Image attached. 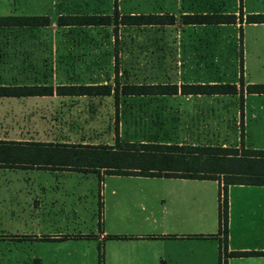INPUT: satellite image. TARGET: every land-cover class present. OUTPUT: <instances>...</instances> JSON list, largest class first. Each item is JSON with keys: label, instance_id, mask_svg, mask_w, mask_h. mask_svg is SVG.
<instances>
[{"label": "crops", "instance_id": "crops-1", "mask_svg": "<svg viewBox=\"0 0 264 264\" xmlns=\"http://www.w3.org/2000/svg\"><path fill=\"white\" fill-rule=\"evenodd\" d=\"M114 1V0H113ZM112 1V8H113ZM179 2V13L175 14L171 10L165 14H171L174 18L173 24L163 25L168 27L166 32L172 33L187 27L201 32L205 37L214 34L216 29L222 26H234L241 29L242 24L246 23L244 18L248 14H261L264 11H249L240 6L241 18L235 9H215L220 6V0H175ZM199 4L194 5V3ZM55 7V18L48 17L49 24L36 28H22L25 31H39L42 28L56 27L63 30L82 29V31L97 32L108 26H56L55 21L59 15L92 14L77 13L76 10H69L70 13L61 9V6L69 7L76 5V0H52ZM117 8V0H116ZM67 10V9H66ZM118 14H136L132 12L123 13L118 10ZM112 12V11H111ZM95 14H110L103 12H93ZM159 12L157 14H160ZM233 14L234 22L216 24H181V15L193 14ZM44 15V14H42ZM264 26V20L260 23ZM174 27V28H173ZM59 31V30H58ZM29 33V32H28ZM28 33H26L28 35ZM169 33V34H170ZM60 35V31L59 34ZM205 47L202 45H174L170 48L176 54L174 69L180 74L177 85L181 83H204L198 75L199 63L205 60ZM172 49V50H171ZM160 51H168L167 46ZM5 53L6 61H21L27 64L28 68H39L40 63L48 62L52 67L64 69L63 79L56 83H9L2 85L18 84H51L71 85L80 84L65 77L66 70H71L77 63L98 65L107 61L109 47L96 46H76V45H23L21 47H7L0 51ZM202 53V54H200ZM83 54V55H79ZM215 58V57H214ZM161 58L157 61H160ZM171 60L169 55L164 57L168 63ZM214 60V59H213ZM172 62V60L170 61ZM34 64V65H33ZM37 64V66H36ZM240 65H242L240 63ZM175 67V66H174ZM75 68V67H74ZM181 71V72H180ZM62 76V75H60ZM241 81L244 86L248 82ZM172 82V81H169ZM206 82H217L215 79H207ZM223 82V81H220ZM232 82V81H228ZM234 82V81H233ZM101 83V82H98ZM238 86L237 82L235 83ZM264 84V83H262ZM261 97L264 102V92L245 93L241 96L238 93L231 97H239L245 100L246 96ZM202 96L207 95H155L151 101H162L165 104L160 107V103L152 104V110L161 109L165 115L176 116L184 115L187 118L206 116L205 112L214 114V109H207L202 105H192L191 113L185 114L184 108L172 110L166 104L174 97L182 100L204 101ZM226 95H208L206 98L215 100ZM97 97L111 96H76V95H31L15 98L14 101L25 105L26 112H31L27 119H20L19 130L7 128L3 133L19 132L23 136H9L10 140L36 141L40 143H81L97 144L106 143L98 141L99 137L88 131H80L76 128L75 121L65 124L66 120L61 114L75 110L76 104H71L79 99H93ZM3 98V97H0ZM45 102H52L51 104ZM69 102V103H66ZM67 104V106H66ZM24 105H21V112ZM221 108V106H220ZM46 111L49 114L45 118L39 111ZM218 111V109H216ZM175 112V114L173 112ZM195 111V113H194ZM199 111L201 113L199 114ZM183 112V113H182ZM55 113V115H54ZM58 113V114H57ZM221 113V111H220ZM257 113V114H256ZM38 114V115H37ZM254 116L261 125L264 132V105L258 111H254ZM59 116V117H58ZM239 116V117H238ZM234 128L240 123L242 125V135L245 134L244 125L247 123V115L244 111L236 110L230 113ZM49 118V120H48ZM230 121V122H231ZM197 127L199 129V125ZM185 125L181 123L180 131ZM13 131V132H11ZM186 131V130H185ZM184 131V132H185ZM196 132H199L198 130ZM188 142V141H187ZM194 145H201L200 142H189ZM204 145V144H203ZM244 146V143H243ZM245 147V146H244ZM258 149L257 147H251ZM260 149V148H259ZM261 149L264 150V147ZM4 169H31L50 172V176L59 177L66 173H77L81 176L91 172L48 169L37 166L33 167H2ZM95 175L97 183V211L98 220L88 223L77 222L76 211L71 208L66 214L61 209L54 207L50 202L51 209L40 211L44 200L41 198V191L29 198L30 205L36 209L31 215V219L19 218L13 220V211H5L8 217L0 216V264H264V185L249 184H227L225 195L227 201V220L225 230L218 221V188L223 184L221 175L216 179L184 177L180 175H147L140 173L118 174L104 173L99 169ZM39 176V175H35ZM104 184L109 187V193L101 196L99 187L103 177ZM128 180L139 186L133 194H121L116 189L118 181ZM224 187V184H223ZM39 189H44V185H39ZM105 192V191H104ZM131 207L137 209L136 213L129 212ZM125 209V212L120 211ZM29 242L34 243L35 248L29 252ZM14 249V251H12ZM232 252H242L245 254H230ZM31 261V262H30Z\"/></svg>", "mask_w": 264, "mask_h": 264}, {"label": "rangeland", "instance_id": "rangeland-1", "mask_svg": "<svg viewBox=\"0 0 264 264\" xmlns=\"http://www.w3.org/2000/svg\"><path fill=\"white\" fill-rule=\"evenodd\" d=\"M51 1L0 0V15L44 14L54 19L56 16L55 7L50 3ZM112 1L76 0L75 6H61V9L68 13H70L69 10H76L77 13H111ZM196 4L199 2L196 1L194 5ZM178 5L179 2L175 0H117V8L123 13L157 14L171 10L178 14ZM219 5L215 9L231 11L235 9L237 14L241 5L247 13L249 11L259 13L264 11V0H220ZM112 28V26L104 27L97 32L76 29L77 31L74 32L72 29L63 30L54 26L51 29L42 28L39 31L0 27V51L7 47L32 44L49 47L59 44L101 45L109 47V51H112L113 48L115 50L114 53H107V61L94 66L77 63L75 68L66 70L65 77H70L71 80L75 79L78 83L111 82L113 76L117 77L119 83L123 81L175 82L180 80V74L174 72L176 54H173L170 48L174 45H202L205 47V49L203 48L205 52L200 54L206 55V57L197 66V73L198 75L201 74L200 77L204 82L207 79H215L217 82L234 81L236 83L242 73L243 80L248 83H264V26L261 24L243 23L240 30L234 26H222L216 29L214 34L207 35V37L201 32L187 27H183L181 31L180 29L176 31L175 28V31L172 30L170 33L165 31L168 27L162 26L122 27L117 25L116 35ZM58 30L60 35H58ZM116 39L118 40L117 46H115ZM166 46L168 51H160ZM5 55V53L0 52V83L2 84L33 82L53 84L63 79L61 77L65 73L64 69L52 67L48 62L40 63L39 68H28L26 63L22 64L19 60L6 61ZM169 55L172 62L169 60L167 63L164 61V57L167 58ZM160 58L161 60L157 61ZM115 70L117 73L114 75ZM202 97L205 98L204 101L189 100L188 102L174 97L166 104L168 108L172 106V110L184 108L183 112L189 114L193 109L191 108L192 105L204 103L205 108L214 109V114L205 112L206 116L200 117V115L192 118L180 114L169 116L165 115L163 110L160 111V108L156 111L152 110V104L160 103L161 108L165 104L163 100L151 101L155 97L137 99V102L144 100L143 106L133 105V101H136L133 97H120L116 107L111 97H97L72 101L71 104H76L75 110L61 114L63 118L60 120H66L65 124L75 121L77 129L92 133L99 137L96 140L100 142L106 140V142L112 143L114 133L117 132L120 138L130 136L133 140L147 139L162 142L174 140L185 143L198 141L201 144L223 146L237 145L241 141L247 148L257 147L261 149L264 147V132L261 131V125L258 122V119L261 118L254 116V111H258L261 104L264 105L261 97L248 95L245 100H241L239 97H231V95L218 96L215 100H209L206 98L207 96ZM14 99L0 98V138H7L11 135L23 136L19 132L5 134L3 132L9 127L19 130L16 126H21L20 119L23 121L33 114V110L26 112L25 105L29 104L23 101H14ZM45 103L51 104L52 102ZM21 105H24L22 112L20 110ZM236 110L238 112L242 110L247 115L244 135H242L240 123L236 128L232 125L230 113H234ZM173 113L175 114V112ZM200 113L201 111H199ZM39 114L45 118L50 113L44 109L42 112L39 111ZM181 123L185 125L183 131H180ZM197 123H201L199 129L196 128ZM197 130L199 132H196ZM141 161L136 165L148 164L147 162H151L153 159L152 157H143ZM224 167L226 169L237 168L236 164H225ZM239 167L244 169L240 165ZM91 173L81 176L72 172L71 174L66 173L63 176L53 177L48 171L0 167V216L9 218L5 212L9 209L13 211L12 217H10L13 220L31 219V214L36 209L33 204L30 205L29 198L41 191V198L44 200L40 209L41 212L50 210L49 204L51 202L54 203L55 208L61 209L63 214L73 208L76 211L75 218H79L77 222L97 221L98 181L95 175ZM105 178L106 176L101 180L99 187L101 196L109 193V187L104 184ZM39 185H44L45 188L39 189ZM116 189L121 194H133L139 189V186L128 180H121L117 182ZM120 211L125 212L126 210L121 209ZM129 212L136 213L137 209L131 207ZM35 246L34 243L29 242L30 253Z\"/></svg>", "mask_w": 264, "mask_h": 264}, {"label": "trees", "instance_id": "trees-1", "mask_svg": "<svg viewBox=\"0 0 264 264\" xmlns=\"http://www.w3.org/2000/svg\"><path fill=\"white\" fill-rule=\"evenodd\" d=\"M240 8V6H239ZM241 18V13H238ZM264 20L261 14H248L246 23H260ZM171 14H118L116 0L110 14H76L59 15L56 26H112L116 35V27L163 26L173 24ZM234 22L233 14H193L181 15V24H216ZM45 15H0V27L4 28H36L47 26ZM115 37V36H114ZM116 38V37H115ZM118 40L115 41V46ZM112 53L115 52L114 48ZM117 73V70H115ZM125 80V79H124ZM129 82L119 83L116 76L111 82L80 83L71 85L51 84H0V97H22L31 95L76 96H111L115 107L120 97H133L135 106H143V99L155 95H234L264 92V84L248 83L244 86L241 78L237 82ZM143 98L137 102V99ZM152 100V99H151ZM145 103V102H144ZM151 103V101H150ZM132 105V106H133ZM137 134V133H136ZM152 157L153 161L138 166L141 158ZM130 160V161H127ZM146 160V159H145ZM144 160V161H145ZM202 162V163H201ZM146 163V162H145ZM236 164V169H226L224 165ZM242 166L244 169H240ZM41 167L48 169L94 172L102 169L104 173L147 175H180L184 177L216 179L220 175L224 184L239 183L264 185V150L244 147L242 142L233 146L216 144L194 145L177 141L133 140L130 136L119 137L114 133L112 144L79 143H40L36 141L0 139V167ZM219 208V207H218ZM218 221L225 230L227 206L218 209ZM230 254H245L232 252Z\"/></svg>", "mask_w": 264, "mask_h": 264}, {"label": "built area", "instance_id": "built-area-1", "mask_svg": "<svg viewBox=\"0 0 264 264\" xmlns=\"http://www.w3.org/2000/svg\"><path fill=\"white\" fill-rule=\"evenodd\" d=\"M217 200H218V207L220 208V210L224 204H226L227 206L226 195L223 184H220L218 188Z\"/></svg>", "mask_w": 264, "mask_h": 264}]
</instances>
